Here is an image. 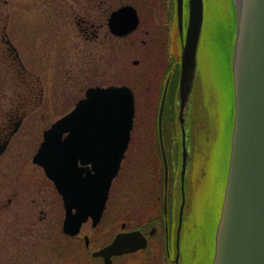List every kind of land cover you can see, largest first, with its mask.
Segmentation results:
<instances>
[{
    "label": "flooded vegetation",
    "instance_id": "flooded-vegetation-1",
    "mask_svg": "<svg viewBox=\"0 0 264 264\" xmlns=\"http://www.w3.org/2000/svg\"><path fill=\"white\" fill-rule=\"evenodd\" d=\"M187 18L184 0L183 33ZM182 46L177 0H0V262L186 264L183 245L198 226L189 224L187 180L181 227L182 181L169 172L167 213L163 175L162 194L150 188V215L129 228L119 179L126 156L109 187L108 125L93 106L85 124L66 121L88 91L126 85L133 134L138 106H159L169 78L166 106L178 108ZM125 64L135 69L130 83ZM174 140L165 144L171 155L179 153ZM130 231L146 246L108 262L101 252Z\"/></svg>",
    "mask_w": 264,
    "mask_h": 264
},
{
    "label": "water",
    "instance_id": "water-1",
    "mask_svg": "<svg viewBox=\"0 0 264 264\" xmlns=\"http://www.w3.org/2000/svg\"><path fill=\"white\" fill-rule=\"evenodd\" d=\"M236 32L232 55L234 90V121L229 167L224 198L215 236L212 264H264V0H234ZM188 19L184 29V0H177V14L183 34L181 70L178 87V120L182 133L180 179L182 205L180 227L185 205L184 181L187 175L190 151L187 147L186 116L198 69V49L204 24V0H188ZM170 78L164 88L158 113V133L164 164V209L167 213L169 163L164 147L163 116ZM108 93L122 101L117 123L107 119L110 146V180L116 177L131 140L135 115V99L128 86L96 88L88 91L76 109L66 118L85 124L92 101ZM94 107V106H93ZM95 108V107H94ZM95 115L101 116L97 110ZM95 123H100L95 121ZM47 134L43 149L51 146L56 131ZM115 159L112 160L111 157ZM50 176L52 168L46 167ZM79 227V226H78ZM139 231L121 233L101 254L108 262L113 255L132 253L146 246ZM111 264V263H110Z\"/></svg>",
    "mask_w": 264,
    "mask_h": 264
},
{
    "label": "rangeland",
    "instance_id": "rangeland-1",
    "mask_svg": "<svg viewBox=\"0 0 264 264\" xmlns=\"http://www.w3.org/2000/svg\"><path fill=\"white\" fill-rule=\"evenodd\" d=\"M204 3L198 71L186 116L187 147L190 151L186 184L187 196L193 203L189 224H198L183 245L186 264L212 262L233 128L231 55L236 32L235 4L234 0H204ZM134 70L125 64L123 79L128 80L127 83H130L129 76ZM171 105L169 103L168 107ZM158 107L138 106L135 130L119 176L125 188L124 217L129 228L137 226L140 219L142 222L146 220V215H150L146 211L150 208V188L156 186L159 192L162 186L159 182L163 178V166L157 142ZM176 118L177 112L174 118L177 123ZM169 127L171 132L176 128L174 125ZM155 210L154 216L157 217L159 209ZM140 215L143 217L139 218ZM136 258L139 257H128L125 262H134ZM76 264L89 263L78 257Z\"/></svg>",
    "mask_w": 264,
    "mask_h": 264
},
{
    "label": "snow or ice",
    "instance_id": "snow-or-ice-1",
    "mask_svg": "<svg viewBox=\"0 0 264 264\" xmlns=\"http://www.w3.org/2000/svg\"><path fill=\"white\" fill-rule=\"evenodd\" d=\"M92 104L101 117L115 126L122 108V101L119 98L105 93L99 99L93 100Z\"/></svg>",
    "mask_w": 264,
    "mask_h": 264
},
{
    "label": "trees",
    "instance_id": "trees-1",
    "mask_svg": "<svg viewBox=\"0 0 264 264\" xmlns=\"http://www.w3.org/2000/svg\"><path fill=\"white\" fill-rule=\"evenodd\" d=\"M233 97H234V95H233ZM169 110H171L172 113L171 112L169 113L168 112ZM173 111H174L173 105H171L170 107L167 106V109L165 111V117H164V137H165L166 146H168V147L172 146L173 141H175L174 139L177 135L176 128H175V130H172V132H171L170 127H169L172 125L175 126V122H174L175 115L173 114ZM233 117H234V112H233ZM158 147H159V142H158ZM168 156H169V163H170V168H171V175L173 176V178H177V171L174 172L173 168H175L176 166L178 167L179 153H176L174 158H173V155L168 154ZM162 170H163V168H162ZM159 192L161 195V193L163 192L162 186H161V189L159 190ZM159 192H158V194H159Z\"/></svg>",
    "mask_w": 264,
    "mask_h": 264
},
{
    "label": "bare ground",
    "instance_id": "bare-ground-1",
    "mask_svg": "<svg viewBox=\"0 0 264 264\" xmlns=\"http://www.w3.org/2000/svg\"><path fill=\"white\" fill-rule=\"evenodd\" d=\"M204 18H205V7H204Z\"/></svg>",
    "mask_w": 264,
    "mask_h": 264
}]
</instances>
